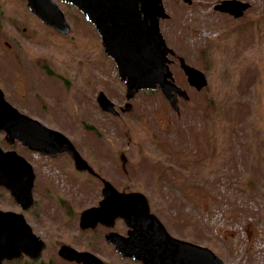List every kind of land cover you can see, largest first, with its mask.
<instances>
[{
    "label": "rangeland",
    "instance_id": "obj_1",
    "mask_svg": "<svg viewBox=\"0 0 264 264\" xmlns=\"http://www.w3.org/2000/svg\"><path fill=\"white\" fill-rule=\"evenodd\" d=\"M54 1L70 25L66 35L42 24L25 0H0V89L19 112L67 136L101 180L77 171L66 154L47 156L17 141L10 146L0 131V147L24 157L35 174L27 211L0 187V209L22 213L45 243L29 264H69L58 256L59 245H87L78 238L77 218L101 199L102 179L118 191L145 194L174 237L207 247L227 264H264V0H247L245 24L207 16L209 8L194 17L182 0H162L172 16L162 26L168 46L206 74L207 86L190 87L170 56L174 82L189 95L179 100L180 114L159 91H141L119 118L96 101L104 92L117 107L126 102L113 60L79 10ZM175 15L181 28H173ZM221 35L224 52H208L207 40ZM118 225L124 234L126 225ZM111 253L97 254L104 264H136Z\"/></svg>",
    "mask_w": 264,
    "mask_h": 264
},
{
    "label": "water",
    "instance_id": "obj_2",
    "mask_svg": "<svg viewBox=\"0 0 264 264\" xmlns=\"http://www.w3.org/2000/svg\"><path fill=\"white\" fill-rule=\"evenodd\" d=\"M25 1L28 10L42 24L61 35L69 33L70 25L54 0ZM61 1L79 10L98 33L106 56L113 60L125 86L123 111L132 108L130 100L140 91L159 88L172 110L179 112L178 97L188 100L189 95L174 83L168 66V55L173 51L159 28V19L168 16L162 0ZM238 5L236 1H225L222 10H238L240 12L235 15L239 16L247 4ZM180 67L191 87L201 90L206 86V77L200 70L186 64L182 58ZM96 101L100 110L116 113L114 103L104 92L97 94ZM0 131L5 133L4 140L9 145L17 141L28 150L47 156L67 154L77 171L95 173L67 136L19 112L5 100L1 89ZM121 158L123 162V156ZM34 180L33 168L24 157L0 147V187L9 192L22 211L34 204ZM102 185L98 206L82 211L80 225L83 228L96 223L112 226L115 219H121L127 227V235L111 233L107 236L120 257L132 258L141 264H227L207 247L172 236L151 213L148 199L142 192L118 191L105 179ZM44 248V241L33 233L22 213L0 209V264L24 256L38 260ZM57 253L68 261L103 264L92 253L79 252L66 244L61 245Z\"/></svg>",
    "mask_w": 264,
    "mask_h": 264
},
{
    "label": "flooded vegetation",
    "instance_id": "obj_3",
    "mask_svg": "<svg viewBox=\"0 0 264 264\" xmlns=\"http://www.w3.org/2000/svg\"><path fill=\"white\" fill-rule=\"evenodd\" d=\"M184 3H186V4H188V6H190L191 8H193V11H192V14L194 15V17H196V11H206V9L207 8H209V10H210V12L211 13H209L207 16H212V15H216V16H222V17H224L225 19H227L229 22H241V24L242 23H247L248 21H249V19H248V17H247V14H248V10L250 9V7H251V3L250 2H248L247 0H205V1H203V3H199V1L200 0H182ZM225 1H230V2H234V1H236V3H238L239 5H243V4H247V7L245 8V9H242L241 10V13H240V15L239 16H237V15H235V14H238V12H240V11H238V10H236V11H223L222 10V4H223V2H225ZM233 4V3H232ZM162 5H163V2H162ZM238 5V6H239ZM228 6H230V5H228ZM232 6V5H231ZM237 6V7H238ZM164 7V6H163ZM227 7V6H226ZM241 7V6H240ZM239 7V8H240ZM165 9V8H164ZM238 9V8H237ZM240 10V9H239ZM165 12H166V10H165ZM232 12V13H231ZM166 14L168 15L167 17H165V18H160L159 19V28H160V32L162 33V35H163V38L165 39V41H166V43H167V45H168V42H167V40H166V36H165V34L163 33V29H162V26L164 25V27H165V22H169L170 20H171V15L170 14H168L167 12H166ZM187 16V15H186ZM195 23H202V24H204L205 23V21L204 20H195L194 21ZM180 23V20L178 19V15H175V17L172 19V25H173V28H176V27H178L179 26V28H181V25L182 24H179ZM183 24H184V22H183ZM208 41V40H207ZM210 42V41H209ZM172 49V48H171ZM173 51V50H172ZM105 53V52H104ZM170 56H173L175 59H176V61L179 63V66H180V59L182 58L184 61H185V63L187 64V62H186V59H185V57L184 56H181V55H175V53H174V51H173V53L172 54H170L169 56H168V58L170 57ZM173 62V60L172 59H170L169 58V64H168V66L171 64ZM181 68V67H180ZM169 69H170V67H169ZM171 71V70H170ZM201 71V70H200ZM204 75H205V77H206V80H207V76H206V74L203 72V71H201ZM172 73V72H171ZM118 74V73H117ZM119 78V77H118ZM174 79V78H173ZM120 80V79H119ZM187 80V79H186ZM177 85V84H176ZM178 86V85H177ZM206 86H207V84H206ZM205 86V87H206ZM180 87V86H179ZM191 87V86H190ZM204 87V88H205ZM203 88V89H204ZM183 89V88H182ZM193 89H195L194 87H193ZM185 90V89H184ZM202 90V89H201ZM144 91H149V92H154V91H159L160 93H161V91H160V89L159 88H157V89H155V90H144ZM200 91V90H199ZM141 92V91H140ZM139 92V93H140ZM187 92V91H186ZM138 94V93H137ZM136 94V95H137ZM162 94V93H161ZM135 95V96H136ZM134 96V97H135ZM165 99V98H164ZM183 100L182 98H180V97H178V100H177V105H178V108H179V112L178 113H176V114H180V104H179V100ZM132 100V99H131ZM183 101H188V100H183ZM113 102V101H112ZM114 103V102H113ZM126 103V102H125ZM125 103H124V105H123V107H121V106H116L115 105V103H114V108H115V110H116V113H109V112H104V111H102V112H104V113H108V114H110L112 117H114V118H119V117H121V114H124V113H129L131 110H132V108L129 110V111H123L122 109L124 108V106H125ZM131 103V102H130ZM168 103V102H167ZM132 105V104H131ZM10 146H13V145H10ZM165 150V152H166V154H168V155H170V153L168 152V150H169V147H168V145H166V149H164ZM168 152V153H167ZM67 155V154H66ZM177 159V158H176ZM72 160V159H71ZM73 162V161H72ZM199 162V161H198ZM89 164V163H88ZM74 165V164H73ZM91 166V165H90ZM92 168V167H91ZM167 169H169L167 166L165 167V170H164V172L166 173V170ZM182 169H184V167L182 166ZM92 170L95 172V173H91L90 171H88V170H86V171H81V172H86V173H88V174H90L91 176H93L94 178H98L99 180H101L99 177H98V173L92 168ZM166 175V174H165ZM101 182V181H100ZM173 182L174 183H179L180 182V178H179V176H178V173H177V175L176 176H174L173 177ZM102 187H103V185L101 186V188H100V198H102V195H101V190H102ZM100 201V200H99ZM99 201L98 202H96V204H94V205H91V206H89V207H87V208H90V207H96V206H98V204H99ZM87 208H85V209H87ZM84 209V210H85ZM83 211V210H82ZM82 211L80 212V214H79V216H78V218H77V228H76V231H77V233L79 234V236H78V238H80V239H82L85 243H87V245L86 246H84V247H86V248H84V247H80V248H78V247H76V246H73V245H70V244H66V245H68V246H70V247H72V248H74L75 250H77V251H79V252H84V251H86V252H89V253H92L94 256H97L98 257V254L97 253H102V252H109V253H111V252H114L115 254H117L118 256H119V259L121 258V260H129L130 262L132 261V262H134V263H136L137 264V262L138 261H135L134 259H132V258H128V257H124V258H122V257H120V255L114 250V248H113V246H112V244L110 243V242H108L107 241V236L108 235H110L111 233H117V234H120V235H123V236H126L127 235V229H126V231H125V233L124 234H121L120 233V231H118V229H117V227L118 226H120V225H118V224H120L121 222L124 224V222L121 220V219H115V221H114V223H113V225L112 226H106V225H104V224H101V223H96V225H93V226H87V227H85V228H83V227H81V225H80V215H81V213H82ZM125 225V224H124ZM85 236H87V239L85 238ZM103 241V242H102ZM61 245H63V244H60L59 245V247L61 246ZM59 247H58V249H59ZM58 249H57V252H58ZM58 254V253H57ZM112 254V253H111ZM59 256V255H58ZM60 257V256H59ZM61 258V257H60ZM99 258V257H98ZM24 259H26V260H29V261H37V260H31L30 258H28V257H26V256H24V257H22L21 259H20V261H23ZM62 260H64V261H66V262H68L69 264H82V263H78V262H75V261H68V260H65V259H63V258H61ZM102 260V259H101ZM102 263L104 264V262H103V260H102ZM139 264H141L140 262H138Z\"/></svg>",
    "mask_w": 264,
    "mask_h": 264
},
{
    "label": "trees",
    "instance_id": "obj_4",
    "mask_svg": "<svg viewBox=\"0 0 264 264\" xmlns=\"http://www.w3.org/2000/svg\"><path fill=\"white\" fill-rule=\"evenodd\" d=\"M263 27H264V22H263ZM216 40H217V41H216ZM214 41H216V42L214 43ZM213 43H214V45H213ZM207 44H208V52H209V50H211L213 47H215V49H217V50L219 51V53H222V51L224 52V50H225L226 47H227V44H226V37L223 36V35H221L220 39H218V38H213V39H211L210 42L207 41ZM210 45H211V48L209 49ZM219 56H220V55H219ZM240 61H241V60L238 59V64H237V66L239 67V68H238V71H241V70H242V69L240 68ZM207 70L211 72L210 68H207ZM225 73H226V72H225ZM209 103H210V104H209V108H210V107H214L213 109L216 108V107H215L216 104H215L213 101H210V100H209ZM30 262H34V261H30ZM21 264H29V260L24 259L23 261H21Z\"/></svg>",
    "mask_w": 264,
    "mask_h": 264
}]
</instances>
